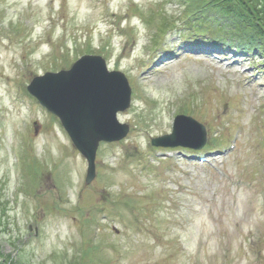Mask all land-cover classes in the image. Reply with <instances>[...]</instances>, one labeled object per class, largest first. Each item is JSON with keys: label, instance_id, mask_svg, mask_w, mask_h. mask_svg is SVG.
I'll return each instance as SVG.
<instances>
[{"label": "rangeland", "instance_id": "rangeland-1", "mask_svg": "<svg viewBox=\"0 0 264 264\" xmlns=\"http://www.w3.org/2000/svg\"><path fill=\"white\" fill-rule=\"evenodd\" d=\"M183 1L0 0V264H264L262 62L215 58L184 28L162 34L183 22ZM83 54L132 87L118 113L130 131L100 143L90 183L27 90ZM177 114L205 125L208 162L151 144Z\"/></svg>", "mask_w": 264, "mask_h": 264}, {"label": "water", "instance_id": "water-1", "mask_svg": "<svg viewBox=\"0 0 264 264\" xmlns=\"http://www.w3.org/2000/svg\"><path fill=\"white\" fill-rule=\"evenodd\" d=\"M28 89L61 118L74 144L88 159L87 182H91L100 142L120 140L129 132V125L117 118V113L131 104L126 76L109 71L101 56L86 55L70 70L35 77ZM206 141L205 126L185 115L177 116L172 134L153 139L155 145L196 149Z\"/></svg>", "mask_w": 264, "mask_h": 264}, {"label": "trees", "instance_id": "trees-1", "mask_svg": "<svg viewBox=\"0 0 264 264\" xmlns=\"http://www.w3.org/2000/svg\"><path fill=\"white\" fill-rule=\"evenodd\" d=\"M184 1L186 18L182 28L186 31L182 34L199 39L197 42H210L225 52L259 56L264 63V0ZM171 22L170 18L164 22L165 32Z\"/></svg>", "mask_w": 264, "mask_h": 264}]
</instances>
